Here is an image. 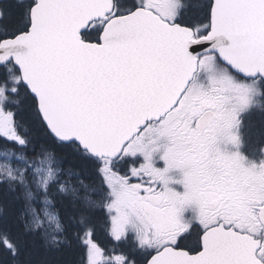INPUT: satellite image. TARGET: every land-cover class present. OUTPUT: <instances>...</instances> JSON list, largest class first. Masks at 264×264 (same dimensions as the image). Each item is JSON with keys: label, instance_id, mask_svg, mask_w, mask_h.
<instances>
[{"label": "snow or ice", "instance_id": "snow-or-ice-1", "mask_svg": "<svg viewBox=\"0 0 264 264\" xmlns=\"http://www.w3.org/2000/svg\"><path fill=\"white\" fill-rule=\"evenodd\" d=\"M73 240L264 264V0H0V256Z\"/></svg>", "mask_w": 264, "mask_h": 264}, {"label": "trees", "instance_id": "trees-1", "mask_svg": "<svg viewBox=\"0 0 264 264\" xmlns=\"http://www.w3.org/2000/svg\"><path fill=\"white\" fill-rule=\"evenodd\" d=\"M101 240H103V235H101ZM84 251V248L77 241L73 240L71 246L65 247L57 252L45 253L44 249H37L33 256V261L47 256L51 264H81ZM0 264H8L7 258L0 256Z\"/></svg>", "mask_w": 264, "mask_h": 264}]
</instances>
